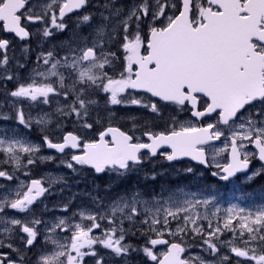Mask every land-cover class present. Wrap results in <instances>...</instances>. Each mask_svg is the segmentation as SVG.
<instances>
[{"label": "rangeland", "instance_id": "rangeland-1", "mask_svg": "<svg viewBox=\"0 0 264 264\" xmlns=\"http://www.w3.org/2000/svg\"><path fill=\"white\" fill-rule=\"evenodd\" d=\"M102 1L87 0L82 12L60 18L63 0H30L21 16L30 37L21 42L0 30V42L9 44L7 48L0 46V232L9 239L12 222L23 219L15 230L26 235L30 231L35 241L40 236L43 262L50 261L51 251L58 249L54 247L57 240L62 241L60 228L70 225L75 235L82 234L86 214L77 207L50 211L46 206L41 213L27 217L28 210L18 206L24 177H40L50 189L57 183L62 186L66 171L71 170L68 155L57 158L49 154L46 141L60 140L67 129L87 141L96 139L109 126L139 140L143 132L166 134L192 127L184 108L164 106L129 88L136 71L129 58L136 51L147 54L151 23L170 21L178 0ZM201 7L202 1L193 26L201 23ZM89 50L95 53L94 59L86 61L84 55ZM218 125L220 121L212 124ZM221 127L218 133L239 139L250 157L254 137H261L264 145V108H249L236 125ZM225 154L226 144L212 151L216 167L225 163ZM162 166L158 161L148 172L139 169L119 174L121 195L110 209L102 206L100 210L119 218L118 229L111 234L122 241L119 245L127 252L125 257L150 251V242H130L136 235L146 241L168 236L175 242L179 239L188 264H241L239 258L247 260L242 264H264V253L258 254L253 245L258 232H264V187L259 193L257 187L249 189L241 183V191L233 192L238 188L234 185L220 197L211 188L191 193L179 185L165 186L172 170ZM255 169L260 171V165ZM78 170L71 174L76 176ZM53 196L58 203L63 202L61 189L55 188ZM65 217L68 219L63 220ZM74 245L70 252L76 251ZM103 259L94 262L111 264Z\"/></svg>", "mask_w": 264, "mask_h": 264}, {"label": "water", "instance_id": "water-1", "mask_svg": "<svg viewBox=\"0 0 264 264\" xmlns=\"http://www.w3.org/2000/svg\"><path fill=\"white\" fill-rule=\"evenodd\" d=\"M208 1L218 7L222 14L206 15V25L194 31L190 28L189 2L184 0L182 14L171 29L151 38V56L145 63L135 59L138 72L137 80L132 85L163 102L184 103L189 100L193 116L198 108L195 96H204L211 106L203 117L224 109V121L229 122L245 104L264 97L259 85L260 59L253 56L251 61L245 60L247 45L252 40L264 43V32L257 30L259 16L264 13V0H250L244 10L238 9L239 0ZM66 2V7L61 11L63 16L83 8V0ZM22 9V0H7L0 9V22H5L6 32L14 33L21 39L27 33L19 26L15 14ZM241 12L250 15L247 19H241ZM85 57L92 59L93 54L87 53ZM152 65L155 68L149 71ZM184 89L189 91V95L183 94ZM207 135L198 131L190 135L179 132L167 137L150 138L148 146H130V137L112 129L100 136V143L85 149L87 156L83 161L97 173L112 167L124 170L128 163L137 162L141 152L147 151L154 157L158 152L167 150L171 151L168 158L170 163L191 161L204 164V153L197 152L196 147L210 143L206 141ZM106 137L112 139V149L104 145ZM77 144L76 137L69 134L64 137L63 145L54 150L61 154L66 149L75 150ZM92 154L94 158L90 161ZM232 154L228 171L232 175L246 173L247 165L240 162L238 152L234 150ZM259 160L264 163L263 157H259ZM179 251V247H173L160 264H182Z\"/></svg>", "mask_w": 264, "mask_h": 264}, {"label": "flooded vegetation", "instance_id": "flooded-vegetation-1", "mask_svg": "<svg viewBox=\"0 0 264 264\" xmlns=\"http://www.w3.org/2000/svg\"><path fill=\"white\" fill-rule=\"evenodd\" d=\"M87 1V0H86ZM133 0H127L126 3H130ZM136 2L138 0H135ZM193 12L192 16L196 14V9H198V0H193ZM85 6L87 7L88 4L85 2ZM204 8V5L200 9L202 11ZM180 10V0L176 1V11L174 15L172 16V19L179 13ZM166 15V19H167ZM170 21H162L161 23H151V27L149 29L148 34L150 33H159L166 29L169 25ZM30 34V33H29ZM1 39V38H0ZM24 42V41H22ZM258 53L261 55H264V46L257 45ZM264 74V72H263ZM135 93L139 94L137 91L134 90ZM145 99L153 100L152 98L148 96H142ZM154 101V100H153ZM157 102V101H155ZM159 103V102H157ZM264 103V102H263ZM260 103L258 104L259 107H263L264 104ZM160 104V103H159ZM206 103L201 100L200 107L203 109L206 107ZM254 104L253 106H255ZM164 106H176L180 108L185 109L184 115L190 116L189 113H187V106L182 104H176V103H169L165 104ZM189 120L192 124V127H188L187 129H196L200 127H210L212 129L213 136L215 138L219 139V143L217 145L207 146L205 147V151L208 155V153L217 147L222 146L223 143L226 144V160L225 163L221 166L216 167L214 163H211L210 161V167L208 170H204L202 167L190 163H182L179 165H170L165 162L164 154H160L157 156L156 159H150L148 155H142V161L139 165H129L128 170L125 172H130L132 170H139L143 169L145 171H148L149 168L152 167L153 163H156L160 161L163 163L162 167H167L170 170H172V173L170 174V178L165 184V186L168 185H174V186H181V188H187L193 192H197V189H202L204 191H207L211 188V191L213 193L219 194L221 196V192L228 193L232 190V186H229L230 184H235L239 190L241 183L246 182L247 187H257V190L259 193H261L262 188L264 187V175L263 171H254L252 173V180L250 182L251 177L247 176L244 178H237L231 181H228L224 183L222 181V168L224 165L228 162V151H229V144L231 140L230 137H222V135H219L217 133V130L219 127L223 126L221 124L216 126H212L213 122L221 120V116L217 115L210 121H202V122H195L191 119ZM222 128V127H221ZM223 128H228L226 126H223ZM154 133V132H153ZM147 133L143 132L142 139H134L133 141L138 144H145V135ZM156 134V133H154ZM220 136V137H219ZM256 139V137H254ZM260 139L263 141V139L260 137ZM97 139L93 140H83L82 144H94L96 143ZM254 140V139H253ZM60 140H55L51 143H58ZM82 147V146H81ZM249 148L251 150V145H249ZM254 153L251 154L253 156ZM209 156V155H208ZM65 157V156H64ZM61 157V158H64ZM69 162L71 163V170L69 173L75 174V169L78 170V174L72 178V184L69 185V190L63 192L62 198L66 201L64 204L67 207H77V208H83V210L86 212L85 218H87L89 215L92 216V218L89 220H85L84 218V229L86 231L83 234L74 235L71 232V229H66L65 226L60 228V231L63 235H61L62 241L57 240L56 244L57 246L54 247V249L58 248L57 250H53V256L51 257V260H47L46 262H43V256L41 257L40 253V236H37V240L35 241L33 239V234L28 231L27 235L18 230H15L17 225L20 222H24L23 219L15 218L14 222H12V230H10V238L6 239V237L2 234V231L0 232V264H95L94 260H100L103 259L106 262H109L111 264H154V256L153 251H151V245L149 244V250L150 251H143V252H133L129 258L125 257L124 248L122 245H119L122 241H118V235L111 234L112 232H116L117 223L119 220L117 219V216H112L110 214H105L101 212L102 206L106 207L107 209H110L112 207L113 201H115L116 198H118L121 195V189H122V182H121V176L120 172L116 170H108L103 175H96L92 170L87 168L86 166L75 163L73 156H67L66 157ZM248 161L251 164V168L255 166V160L253 158H247ZM210 160V159H209ZM56 161V160H55ZM120 174V175H119ZM117 179H116V177ZM25 182V188L23 192L21 193V199L18 202V206L25 207L28 210V216H35V214L41 213V210H44L45 207L49 206L50 210H53V206L57 205V201L54 199L53 192L48 190V187L46 184H44V187L46 188L47 194L44 199H42L39 202H36L35 204H30L27 201V198L31 197V195L28 196V184L34 180L41 181L40 177H31V174L27 177L23 178ZM177 179V180H175ZM174 181V182H172ZM136 186H139L140 183L138 180L136 181ZM208 182L206 186H204V183ZM133 184L134 181L132 182ZM176 183V184H175ZM229 186V187H227ZM7 212V211H6ZM3 211L0 210V214H2ZM44 213V212H43ZM48 215V213L46 214ZM6 216V215H5ZM17 217V214L15 215ZM109 221V229L104 228V224ZM17 223V224H16ZM53 224V223H52ZM23 227V225H21ZM11 229V228H10ZM263 231V230H262ZM139 235H137L135 238L131 239V243L134 242H152L153 239H150L146 241L145 237H142V240L138 238ZM172 240L169 237H163ZM73 243H75L76 251L70 252L71 248L73 247ZM171 243V241H169ZM259 250L262 253L264 251V232L259 235ZM92 249V250H91ZM123 255V256H122ZM103 257V258H101ZM121 258V259H119ZM77 260V262H75ZM96 264H99L97 261ZM225 264V263H221Z\"/></svg>", "mask_w": 264, "mask_h": 264}, {"label": "trees", "instance_id": "trees-1", "mask_svg": "<svg viewBox=\"0 0 264 264\" xmlns=\"http://www.w3.org/2000/svg\"><path fill=\"white\" fill-rule=\"evenodd\" d=\"M62 42H65V40H63Z\"/></svg>", "mask_w": 264, "mask_h": 264}]
</instances>
